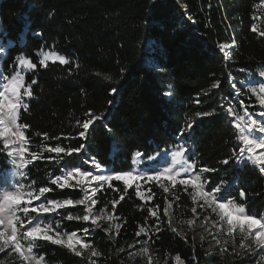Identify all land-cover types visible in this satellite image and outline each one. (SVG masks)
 Here are the masks:
<instances>
[{"label": "trees", "instance_id": "obj_1", "mask_svg": "<svg viewBox=\"0 0 264 264\" xmlns=\"http://www.w3.org/2000/svg\"><path fill=\"white\" fill-rule=\"evenodd\" d=\"M259 2L0 0V43L6 46L3 73L11 77L19 71L14 61L18 54L37 63L34 72L22 71L26 84L37 81L32 86L34 98L27 101L28 111L20 114V122L30 125L26 131L30 150L57 144L78 147L84 141L63 137H75L82 130L77 121L87 119L89 111L104 116L90 127L87 148L79 155L50 160L44 152V159L26 167L25 189L47 186L53 189L45 194L48 200L81 199V188L61 190L51 183L63 167L89 169L81 159L94 158L104 169L128 171L135 152L147 158L183 138L191 147L188 158L197 169L218 170L204 173L210 181L207 190L223 185L248 215L264 217V173L251 163L238 162L241 146L229 123L232 118L224 114L229 105L242 114L244 105L257 102L242 82L249 75L257 77L264 68V37L258 30L251 31L253 25L257 29ZM220 43L230 46L228 57L220 52ZM43 51H57L69 63L48 62L47 68L42 67L38 60ZM217 81L219 87L213 88ZM112 88L117 89L115 95ZM212 110L213 116H197ZM192 121L193 130L178 137L179 130ZM36 133L62 138L45 141ZM225 159H229L227 165L222 163ZM11 167L7 153L0 151V179ZM113 186L120 191L105 186L95 197V210L109 212L115 225H120L118 231L116 227L110 233L97 230L89 237L100 253L98 264H127L132 248L142 244L152 253L153 264L213 263L198 240L172 230L164 213L170 202L177 220L193 216L194 204L183 186L177 184L165 193L158 183L142 181L139 192L152 195V200L141 199L135 186L127 192L123 182L113 181ZM120 195L125 198L113 211L111 201ZM174 196L179 200L174 201ZM150 210L159 217L158 232ZM86 226L81 220L65 223L68 232H82ZM139 227L147 234L137 236ZM34 251L49 264H81L77 255L51 242H41Z\"/></svg>", "mask_w": 264, "mask_h": 264}, {"label": "snow or ice", "instance_id": "obj_2", "mask_svg": "<svg viewBox=\"0 0 264 264\" xmlns=\"http://www.w3.org/2000/svg\"><path fill=\"white\" fill-rule=\"evenodd\" d=\"M156 0H152L155 3ZM256 26L253 25L251 31L255 32ZM36 35L42 36V32H37ZM260 36L264 37V31L259 33ZM234 43V42H233ZM218 48L224 57L229 56V52L226 50L229 45L226 43H220ZM6 49L3 43H0V55H5ZM54 57V59H53ZM52 59L53 63L58 61L60 64H68L69 61L63 56L55 55V53L49 52L43 56L42 59L38 60L40 66L47 68L48 61ZM14 61L17 67L22 69H27L34 72L37 69V63L31 61V59H26L23 55L18 54L14 57ZM261 77H264V71L259 73ZM6 83L4 84V90L0 92V151L6 152L7 155L13 158V162L17 163L19 168L24 169L29 165L33 164L36 160L44 159V152L49 153L47 159L63 160L64 157H72L73 154L79 155L81 152L85 151L87 148L86 141L88 140V134L90 127L97 121L103 120V115H93L89 111L87 119L83 122L77 121L78 125L82 129L77 133L75 137H63L64 139H79L84 141L80 143L78 147H64L57 144L56 146L47 145L42 148L41 151H31L30 150V140L26 135V131L30 128L27 123L20 122V114L23 110L28 111V100L34 98V93L32 91V86L37 83L35 79L31 83H25V76L21 72H16L10 78H5ZM105 79H110L105 77ZM213 88L219 87V81L212 85ZM111 93L115 95L117 93L116 88H112ZM252 92L258 97L259 104L264 106V82L260 83L259 88H253ZM168 97L172 96L171 92L166 94ZM109 101V104H112ZM199 103V101H197ZM223 108V105H221ZM215 110L197 113L200 117H210L213 116ZM224 114L231 117L229 121L230 126L234 127L237 133V140L241 144L238 153H236L238 162L240 163H251L253 166L258 167L261 173H264V151H258L259 149H264V122L252 118V114L248 112L247 108L244 109L243 114H238L234 107L229 105ZM264 116V112L260 113ZM193 123L189 122L186 127H182L178 132V137H184L186 132H191L193 130ZM37 136H43L45 141L49 139L60 140L62 137H49L47 133H36ZM189 149H187L183 144L177 146V150L172 153V164L171 167H166L162 171H156L152 175L147 173L138 172L135 170L128 171H114L108 169L106 172L102 166L95 161L94 158L90 160H83L82 163H91L94 169H99L100 174H97L91 170H82L80 167H75L63 172L60 176H57L51 181L52 184L58 186L59 189L63 190L65 188H76L80 187L84 196L81 199L73 200L71 198H66L63 200H48L45 194L53 191L50 187H40L38 190L31 189L26 190L24 185H19L18 187L6 190L0 196V252H4L5 249H9L12 252L19 254L23 258V261H28V264H41L42 257L34 258L32 256L34 247H37V241L43 239L57 245H66L68 249L74 252L76 255H81L80 251H77L75 244H81L84 248L89 247L88 244L83 243V241L77 236L76 232L67 235L66 239L59 232L55 231L54 235H50L54 229L50 224H44L40 216L47 213H58L59 209H65L69 207H75L76 205L85 206V214L83 216H73L69 213L65 218L68 221L72 220H83L89 221L94 224L97 228L100 227V220L111 221L113 219L112 215L107 214L105 211H101L99 215H92V209L97 204L96 193L104 189L105 186L112 188L114 191H120L118 188H114L113 181L123 182L124 191L127 192L129 188H133V184L129 181H136L137 184L135 189L137 194L141 199L152 200L153 196H144L143 193L139 192V182L143 181L145 184L149 182H156L160 185L165 193L169 192V187L165 186L164 181H170L171 187L175 188L177 184L183 186L184 191H188V188L193 189L191 194V200L194 205L199 204V207L205 211L211 210V213L216 214L219 221V228L222 231H226L229 237L233 236L237 227L243 238L241 240V247H246L244 241L252 238L253 244L264 247V217L256 218L253 215H247L245 211V206L243 204H237L234 199L227 195L226 187L223 185H216L210 191H206L205 187L210 183V181L204 177V173L216 172L217 169L209 168L207 166H202L197 169V164L195 161H191L188 158ZM55 154V155H51ZM27 155V158H25ZM161 153L157 152L156 156H160ZM142 156L140 151L135 153V158L138 160ZM155 156H148V160H154ZM223 164L227 165L229 159L222 161ZM19 175L24 176L25 173L21 171ZM182 177V178H180ZM179 178V179H178ZM73 181L75 183H73ZM95 184V187L92 185ZM151 192V189H147ZM224 195H221V193ZM240 197H244L243 190L239 193ZM41 197H45V201H41ZM124 195H120L119 199H113L111 201L113 211H115L116 205L120 201L124 200ZM179 196H174V201H178ZM34 201H41L40 203L33 206ZM202 201V203H199ZM159 207V205H157ZM171 204H167L164 213L168 214V209ZM193 214L197 213L196 206L191 208ZM22 213V216L20 215ZM35 213L36 215H32ZM150 216L156 217L155 231H159V217L154 210H150ZM240 221L237 224L234 220ZM208 217H205V222H207ZM33 221L35 223L33 224ZM194 220H189L188 224H193ZM213 225H217V221L212 222ZM225 224L227 225L225 229ZM19 225V227H18ZM117 231L120 225H115ZM10 230V235L8 234ZM108 231V229H105ZM175 231V229H173ZM142 233H146L144 227H139V231L136 233L137 236ZM84 234L87 235V229L84 230ZM75 238V240H74ZM203 239V237H202ZM26 242V244L22 243ZM220 241L217 240V244ZM227 243V241H225ZM148 249L144 248L143 252H147ZM223 251V248H221ZM92 256H99L100 253L97 251H92ZM177 260L180 259L179 256L176 257ZM23 264V262H22ZM95 264V262H93Z\"/></svg>", "mask_w": 264, "mask_h": 264}, {"label": "rangeland", "instance_id": "obj_3", "mask_svg": "<svg viewBox=\"0 0 264 264\" xmlns=\"http://www.w3.org/2000/svg\"><path fill=\"white\" fill-rule=\"evenodd\" d=\"M257 30L259 32L264 31V0H260V2L258 3L257 7ZM233 46V45H232ZM230 48V46H229ZM6 49V46H5ZM228 51V49H226ZM49 52L55 53V55L58 56H63L65 59H67L63 54L57 52V51H43L40 53V59L43 58V56ZM5 55H0V92H2L4 90V84L6 83V79L5 78H10V77H6L5 74L3 73L2 69H1V62H2V58ZM25 57V56H24ZM26 58V57H25ZM28 59V58H26ZM54 59V57H53ZM48 62H53L52 59H50ZM58 62V61H56ZM23 70L19 67V71L21 72V74L23 75ZM27 70V69H26ZM264 71V68L261 70ZM260 71V72H261ZM259 72V73H260ZM258 73V76L255 77L254 75H249L247 77V79L245 81L242 82V85L248 89L251 93L253 88H259L260 83L264 82V77H261ZM254 96L257 99L256 103H251L249 106L244 105L243 108H247L248 112L252 114V118L253 119H257L261 122H264V116H261L260 113L264 112V106L259 104L258 101V97L255 93H253ZM252 107H255L252 108ZM243 109V112H244ZM242 112V114H243ZM241 114V115H242ZM183 144L187 149H189L188 152V156L189 153L191 151V147L189 145V143L183 139L180 138L179 142L168 148V149H163L162 151H158L161 153L160 156H156V153L151 155V156H155L156 158L154 160H148V157L145 158L143 155L137 160L135 158V153L133 155V160H132V168L130 170H135L138 172H143V173H147L148 175H152L153 173H155L156 171H162L164 168L166 167H171L172 164V153L174 151L177 150V146ZM240 144V143H239ZM241 146V144H240ZM37 152L41 151V150H36ZM258 151H264V149H259ZM44 154V153H43ZM10 158V163L12 164L11 170L6 173L2 179H0V196H2L3 192L6 190H11L14 189L16 187H18L19 185H22V176L19 175V173L21 171H23L24 169L19 168L17 163L13 162V158ZM27 158V155L26 157ZM60 160V159H59ZM82 160V159H81ZM60 161H58L57 163H59ZM85 165H89V169H84L82 167H80L82 170H91L96 172L97 174H100V170L99 169H94L91 163L85 164ZM75 167H63L62 168V172H66L69 169H73ZM103 168V167H102ZM104 169V168H103ZM105 172L108 169H104ZM60 174V175H61ZM59 175V176H60ZM204 175V174H203ZM5 177H10L8 179H5ZM182 178V177H180ZM179 179V178H178ZM142 181L139 182V184ZM73 183H75L73 181ZM129 183L133 184V186H136L137 182L136 181H129ZM156 183V182H154ZM163 183H165V186L169 187V192H171L172 187L171 182L170 181H164ZM169 183V185L167 184ZM92 187H95V184L92 185ZM76 188H80V187H76ZM206 191H210L207 190L205 187ZM168 192V193H169ZM190 198H191V194L193 193V189L192 188H188V191H186ZM84 193V192H83ZM84 196V195H83ZM46 197V196H45ZM45 197H41V201H45ZM83 198V197H82ZM41 201H34L33 202V206H35L36 204L40 203ZM46 202V201H45ZM193 202V201H192ZM170 203V202H169ZM168 203V204H169ZM199 203H202V201H199ZM171 204V203H170ZM194 204V203H193ZM194 206H196L197 208V213L193 214V216L191 218L185 219V220H177L174 216H173V212H172V205L171 207L168 209V223L170 225V227L173 229H175L174 232H176L178 235L182 236V237H188L191 236L194 239L198 240L203 247L206 248L207 251V255L209 257H212L213 263L212 264H264V247H260L257 246L255 244H253V240L252 238H249L247 240L244 241L246 247H241V240L243 238L242 234L239 231V228L237 227L236 231L233 233L232 237H229L226 234V231H222L218 224V217L216 216V214L211 213V210H203L199 207V204H195ZM74 208L77 209L74 212L69 211V209ZM85 206L84 205H76L75 207H69V208H65V209H59L58 213H47V214H43L42 216L39 217V219H41L43 221L44 224H50L52 226V228L54 229L53 232H50V235H54L55 231H59L64 238L66 239L67 235L73 233V232H68L65 228V223L68 221L65 217L71 213L73 216H83L85 214ZM246 211V209H245ZM101 211H96L95 208L93 207L92 209V215H99ZM107 214L111 215L109 212L105 211ZM246 214L248 215V213L246 212ZM20 215L22 216V213H20ZM32 215H36L35 213H32ZM208 217L207 222H205V217ZM189 220H194L195 222L193 224H188L187 222ZM234 220L237 224L240 223V221L238 219H236V217L234 216ZM72 221H77V220H72ZM83 221V220H81ZM213 221H217V225H213ZM84 223H86V227L84 228L87 229L88 234L85 235L84 234V230L82 232H77V236L83 241V243H86L89 245V247L84 248L81 244H75L74 246L77 248V251L81 252V255H77L80 258L81 264H93V262H95V264H98V256H92L91 253L92 251H96L91 242L89 241V237L97 230H104L108 229V232L110 233L112 230H114L115 228V223L113 221V219L111 221L108 220H100L99 224L100 227L97 228L94 224L91 223V220L89 221H83ZM35 223V221H33V224ZM19 227V225H18ZM227 225L225 224V229H226ZM8 234L10 235V230L8 232ZM203 237V239H202ZM75 240V238H74ZM217 240L220 241L219 244H217ZM45 240L40 239L37 241V245L41 244V242H43ZM225 241H227V243H225ZM49 242V241H47ZM22 243L26 244V242ZM64 248H66L68 251H70L71 253L75 254L74 252H72L70 249H68L66 247V245H60ZM148 247L146 245H141L138 246L136 248H132V250L129 253L130 256V261L127 264H153V255L150 252V250L148 249L147 252H143V249ZM221 248H223V251H221ZM76 255V254H75ZM32 256L34 258H40V256H38L34 249H33V253ZM43 259L41 260V264H49L47 263V260L45 257H42ZM28 264V261H23V258L19 256V254L10 251L9 249H5L4 252H0V264ZM34 264V261H33Z\"/></svg>", "mask_w": 264, "mask_h": 264}]
</instances>
